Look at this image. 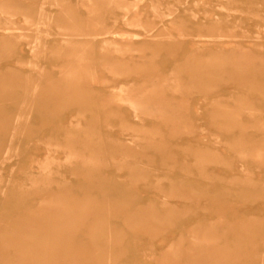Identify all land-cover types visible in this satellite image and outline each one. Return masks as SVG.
Wrapping results in <instances>:
<instances>
[{"label":"rangeland","instance_id":"obj_1","mask_svg":"<svg viewBox=\"0 0 264 264\" xmlns=\"http://www.w3.org/2000/svg\"><path fill=\"white\" fill-rule=\"evenodd\" d=\"M0 264H264V0H0Z\"/></svg>","mask_w":264,"mask_h":264},{"label":"bare ground","instance_id":"obj_2","mask_svg":"<svg viewBox=\"0 0 264 264\" xmlns=\"http://www.w3.org/2000/svg\"><path fill=\"white\" fill-rule=\"evenodd\" d=\"M130 103V102H129ZM28 108V107H27ZM3 168V167H2Z\"/></svg>","mask_w":264,"mask_h":264}]
</instances>
